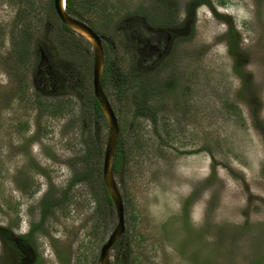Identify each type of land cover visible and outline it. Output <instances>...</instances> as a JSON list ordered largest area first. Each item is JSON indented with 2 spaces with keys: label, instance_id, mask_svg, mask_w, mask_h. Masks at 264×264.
<instances>
[{
  "label": "rangeland",
  "instance_id": "1",
  "mask_svg": "<svg viewBox=\"0 0 264 264\" xmlns=\"http://www.w3.org/2000/svg\"><path fill=\"white\" fill-rule=\"evenodd\" d=\"M192 1L72 0L113 65L125 229L110 264H264V0L188 16ZM129 16L145 28L135 54ZM92 55L52 0H0V264H98L117 223ZM133 66L147 94L126 82Z\"/></svg>",
  "mask_w": 264,
  "mask_h": 264
},
{
  "label": "water",
  "instance_id": "2",
  "mask_svg": "<svg viewBox=\"0 0 264 264\" xmlns=\"http://www.w3.org/2000/svg\"><path fill=\"white\" fill-rule=\"evenodd\" d=\"M54 11L60 20V22L69 27L74 32L79 33L78 30L84 32V38L90 43L93 51V66H92V88L93 95L97 100L107 125V136L103 152L102 162V181L106 192L113 205L117 223L109 234L107 240L100 248L98 255V264H110L109 252L123 234L125 229L124 222V208L123 199L118 189L117 183L113 174V159L115 155V149L117 146L119 136V125L115 112L111 106V103L105 94L102 87V72H103V59L104 50L102 40L100 36L86 23L71 16L66 11L65 0H53Z\"/></svg>",
  "mask_w": 264,
  "mask_h": 264
},
{
  "label": "trees",
  "instance_id": "3",
  "mask_svg": "<svg viewBox=\"0 0 264 264\" xmlns=\"http://www.w3.org/2000/svg\"><path fill=\"white\" fill-rule=\"evenodd\" d=\"M203 3H204V0H193L191 2V4L187 6L188 16H190L193 13V11L196 8V6H198L200 4H203ZM52 5H53V0H52ZM65 6H66V11L69 14H72V13L75 12L74 8H73L74 6H73L72 0H65ZM186 22H188V20ZM139 24L140 23H137V19L135 17H133V16L132 17L129 16V17H126V18L122 19L120 21V23L118 24L119 30L122 31L123 36H124V38L126 40V43L130 44L131 46L133 45L132 52L134 54L136 53V50L138 48L137 43L135 41V37L137 36L136 32L138 31V29H140L139 32L142 31V26L140 27ZM62 27L65 30L73 31L69 27H67V26H65L63 24H62ZM133 33L135 34V36H134ZM79 36H81V35L79 34ZM24 41L27 42L26 38H24ZM112 66L113 65L111 63V60L109 61L107 59L105 65H104V68H103V72H102V79H101L102 87L106 86L109 78H111L112 74L114 73ZM147 73H148L147 71H140L139 68L133 66L132 70L129 73V77L127 78L128 81H126V82H129L130 86H134V87H137L139 85V87L136 89L138 94H142V93L147 94V92H149V89L147 88V85L149 83H148V81H146L143 78V76H145ZM46 81L49 82L48 80H46ZM113 82H114V87L115 88L119 86V80H116V81H113ZM103 90H105V88H103ZM139 90H140V93H139ZM92 94H93V91H92ZM92 100H93L92 101V106H93L92 108L94 109V113H96V116L102 117L103 120H104V115H103L102 110H101L97 100L95 99L94 95H92ZM136 109H137L136 110L137 114H141V113L143 114L145 112L144 108L140 104L136 107ZM119 155H120L119 149L116 148L114 159H113V166H112L113 173H115V171L118 169V166H119ZM101 178H102V174H101ZM102 184H103V181H102ZM103 192H104V195H105V201H107L109 205H112L111 200H110V198H109V196H108V194L106 192V189L104 187V184H103ZM53 205H55V201L52 202L51 206H53ZM48 211L49 210L46 209V207L43 208V210H42V217L43 218L47 215Z\"/></svg>",
  "mask_w": 264,
  "mask_h": 264
},
{
  "label": "flooded vegetation",
  "instance_id": "4",
  "mask_svg": "<svg viewBox=\"0 0 264 264\" xmlns=\"http://www.w3.org/2000/svg\"><path fill=\"white\" fill-rule=\"evenodd\" d=\"M56 14V13H55ZM57 16V15H56ZM85 23V22H84ZM137 23H140L139 24V26L141 27L142 26V31L141 32H139V30L140 29H138V31L136 32L137 33V36L135 37V41H136V43H138V41H139V39L141 38H143V37H145L144 36V33H145V28H144V24L142 23V22H139V20H137ZM88 25V24H87ZM91 27V26H90ZM92 28V27H91ZM134 36H135V34H134ZM101 38V37H100ZM102 40V39H101ZM27 43V42H26ZM102 45H103V50H104V59H103V64L105 65V63H106V60H107V58H106V56H108V54H107V52H106V47L107 46H105L104 45V42H103V40H102ZM43 55H41V58H40V56H39V58L40 59H42L43 57H42ZM93 56V55H92ZM149 58H146V60H148ZM104 65H103V68H104ZM92 66H93V59H92ZM38 69L39 70H41V73L40 74H42L41 76H42V78L44 79V84H47L46 85V87L45 88H47L48 89V84H49V82L47 83V79L49 78V77H53V73H52V71L51 72H45V70H44V68L42 69V68H40V67H38ZM45 72V73H44ZM47 78V79H46ZM92 91H93V88H92Z\"/></svg>",
  "mask_w": 264,
  "mask_h": 264
},
{
  "label": "bare ground",
  "instance_id": "5",
  "mask_svg": "<svg viewBox=\"0 0 264 264\" xmlns=\"http://www.w3.org/2000/svg\"><path fill=\"white\" fill-rule=\"evenodd\" d=\"M78 31H79V33H81L80 35L84 37V35H82V34H84V32L81 30H78Z\"/></svg>",
  "mask_w": 264,
  "mask_h": 264
}]
</instances>
